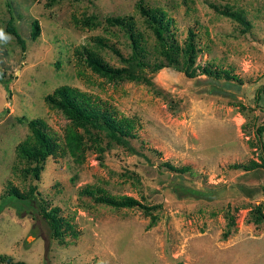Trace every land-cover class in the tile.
Listing matches in <instances>:
<instances>
[{"label": "rangeland", "instance_id": "rangeland-1", "mask_svg": "<svg viewBox=\"0 0 264 264\" xmlns=\"http://www.w3.org/2000/svg\"><path fill=\"white\" fill-rule=\"evenodd\" d=\"M214 6L240 13L249 28ZM153 8L170 19L166 42L183 47L193 31L194 76L174 62L157 71L134 66L150 84L114 82L86 65L85 51L95 50L105 64L126 66L120 56L131 54L128 32L109 17L126 19L141 34L147 60L166 62L142 13ZM64 84L130 118L136 153L105 141L100 151L88 139L80 164L67 153L49 156L36 191L47 209L58 207L62 237H52L37 202H5L1 254L27 264H264V219L258 226L248 221L254 205L264 213V168L232 167L261 156L254 129L264 122V0H0V195L8 181L20 189L29 182L15 152L30 133L29 120L41 118L63 139L70 121L45 96ZM164 161L191 170L178 174ZM89 183L158 204V221L149 227L150 216L137 207L115 209L80 196ZM178 185L201 193H178ZM227 212L234 226L224 237Z\"/></svg>", "mask_w": 264, "mask_h": 264}, {"label": "trees", "instance_id": "trees-1", "mask_svg": "<svg viewBox=\"0 0 264 264\" xmlns=\"http://www.w3.org/2000/svg\"><path fill=\"white\" fill-rule=\"evenodd\" d=\"M214 8H217L214 6ZM217 10L237 21L243 26V29L249 28V22L237 12L229 10ZM148 25L151 27L156 40L158 41L157 49L163 56V61H151L148 58V48L142 40L141 34L132 29L129 21L122 17H109L108 20L112 24H117L123 27L129 35L131 43V54L121 59L126 63L125 67H112L102 62L100 55L95 50H86L84 61L91 70L98 75L104 77L108 81L121 82L123 80L143 82L150 84V79L143 75L142 72L134 71L135 67H150L153 71L160 70L166 65L174 62L181 64L186 75L192 77L195 75L193 63L196 54V46L194 43V33L192 30L188 31L187 39L183 47H181L175 40L166 42L163 31L169 29L170 19L166 17L164 11L160 9H142ZM7 29L17 38V41L24 46V39L20 36L18 31L8 24ZM39 34L38 22H33V29L31 38L35 39ZM101 45H107L101 38L98 39ZM109 46V45H108ZM181 56V59L179 58ZM135 66V67H134ZM206 72H208L205 69ZM260 91L257 92L256 97L259 96ZM47 104L52 108L60 110L70 121V124L65 128L63 139L59 140L55 134L48 132L45 123L41 118L31 119L28 122L30 130L29 135L20 141L16 147V159L19 165V174L23 180H29L24 189H20L11 181L6 182L3 193L0 195V211L3 209L5 202L14 201L21 206L32 207L33 202H37L39 211L43 218L49 225L51 235L53 238L62 237V225L64 220L58 215V207L46 208L44 201L37 197V186L35 181L40 178V172L44 169L45 162L49 156L60 154H69L74 162L80 164L84 159V153L88 146V139L93 142V146L100 151L103 150L101 146L102 141L109 145L111 143L121 144L130 151L136 153L134 147L131 145V139L135 138L133 130V122L126 116L117 117L113 115L108 109L101 108L95 104L89 93L80 90L67 84L56 87L51 93L45 96ZM255 135L260 148V161L250 160L247 163H234L233 168L242 170H253L264 168V145L262 142V134L264 132V122L255 125ZM92 146V147H93ZM144 155V154H143ZM17 164L14 168H17ZM162 166L169 170H173L178 174L190 172V166L176 167L168 161H164ZM179 188V190L177 189ZM176 191H184L187 194H199L200 190L193 187H186L178 185ZM260 191L264 196V185L260 187ZM80 196L91 198L94 202L110 206L115 209L133 208L141 209L145 214L150 216L148 226L151 227L158 221L157 208L158 204L149 205L142 203L137 198L130 195H114L105 191L103 188L94 183L86 184L79 190ZM264 219L262 204L254 205L249 210L248 221L255 225H259ZM226 229L223 236L230 235L233 226V216L226 213ZM1 264H27L22 260H14L11 256L0 253ZM181 264V263H179Z\"/></svg>", "mask_w": 264, "mask_h": 264}]
</instances>
